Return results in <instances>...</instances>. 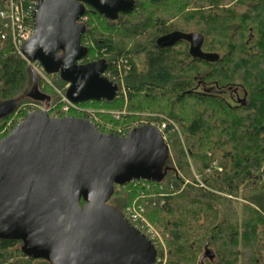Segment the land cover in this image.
Wrapping results in <instances>:
<instances>
[{"label": "trees", "instance_id": "trees-1", "mask_svg": "<svg viewBox=\"0 0 264 264\" xmlns=\"http://www.w3.org/2000/svg\"><path fill=\"white\" fill-rule=\"evenodd\" d=\"M133 2L134 8L116 19L84 6L80 40L87 52L81 62L103 59L105 72L119 65L129 69L114 81L112 99L79 104L97 108L94 123L104 133L122 127L126 134L138 120H156L153 114L171 118L178 131L166 128L173 161L171 155L166 159L162 178L115 184L106 203L123 214L136 194L132 183L150 184L146 216L169 235L164 264H264V0ZM241 6L244 11L238 12ZM174 18L177 25L171 24ZM176 30L201 34L202 51L217 59L192 57L186 40L157 44L160 36ZM46 74L65 87L58 73ZM204 82L239 86L244 99L230 105L221 96L197 91ZM32 86L28 63L10 40L2 42L0 101L14 99L16 106L0 118V139L25 117L27 104L59 105L56 93L40 80L37 89L48 98L29 96ZM123 110L117 120L106 112ZM9 120L12 125L2 131ZM108 123L112 126L105 127ZM248 190L240 202V192ZM154 248L156 257L163 255ZM41 262L49 264L25 253L20 240L0 237V264Z\"/></svg>", "mask_w": 264, "mask_h": 264}, {"label": "water", "instance_id": "water-1", "mask_svg": "<svg viewBox=\"0 0 264 264\" xmlns=\"http://www.w3.org/2000/svg\"><path fill=\"white\" fill-rule=\"evenodd\" d=\"M86 4L108 19L134 8L133 0H38L34 32L22 45L29 61H39L46 73H58L68 83L66 96L76 103L110 100L117 93L102 74L103 59L80 63L87 52L79 22ZM180 40L189 42L192 57L217 59L202 51L197 32L172 31L157 44ZM29 69V96L48 98ZM15 106L14 99L0 101V118ZM169 155L153 125L119 136L101 132L88 118L29 111L0 139V237L20 240L25 253L49 264H154L150 240L106 202L115 184L160 180Z\"/></svg>", "mask_w": 264, "mask_h": 264}, {"label": "built area", "instance_id": "built-area-1", "mask_svg": "<svg viewBox=\"0 0 264 264\" xmlns=\"http://www.w3.org/2000/svg\"><path fill=\"white\" fill-rule=\"evenodd\" d=\"M38 4V0H4L3 7L0 9V44L6 40H10L13 47L17 53L29 64L31 69L36 73L37 76L44 77L45 71L41 63L37 60L29 61L22 52L23 43L33 34L34 32V13ZM129 69V65L120 66L117 69H113L102 74L107 76L111 81H116L122 78L123 74ZM68 87V84L65 85L64 89ZM61 102L63 107L60 110L55 109L53 116L59 115H68L70 110L82 113L81 115L89 120L95 122L97 117L95 112L88 108H83L79 103L70 101L66 94H61ZM32 110L40 109L48 112L51 110V107L45 106L41 107L37 104H33ZM114 118H119V113L115 111L110 112ZM125 111H122V114ZM156 120L147 121L140 120L135 123V126L140 124H152L155 125L160 132L163 140L167 142V132L166 128L170 130H177L178 127L176 123L169 117L155 114ZM159 118V120H158ZM117 134L124 136L125 132L121 129H117ZM198 180L197 176H195ZM201 186L204 187L202 183ZM142 206V205H141ZM144 207H139L137 211L132 209L131 206H128L126 210L123 211L124 217L127 221L132 224L137 230L143 233L150 242L157 247L161 242V235L155 230V228L146 222L142 217V212ZM164 247V246H163ZM164 255V254H163ZM162 256H157L155 258L154 264H163L164 258ZM161 257V258H160Z\"/></svg>", "mask_w": 264, "mask_h": 264}, {"label": "rangeland", "instance_id": "rangeland-1", "mask_svg": "<svg viewBox=\"0 0 264 264\" xmlns=\"http://www.w3.org/2000/svg\"><path fill=\"white\" fill-rule=\"evenodd\" d=\"M238 12H242L244 11V6H241L239 7L238 9ZM82 19H85V16L82 17ZM177 18H174L171 20V24H174L177 25ZM85 41L88 42V43H91L88 38H85ZM37 76V75H36ZM37 80L39 81L40 80V84L43 88H48L47 86H49L55 93L56 95L58 96V101H60L59 105H54L53 107L51 106V110L48 111L49 115L54 113V110L57 109V110H60L62 107H63V103L61 102V94L63 93V89L64 87H59L55 84V82L52 80L51 77H49L46 73L44 75V77H40V76H37ZM211 89V90H210ZM232 89L233 91L231 93H234L235 95H237L236 97L230 95L229 91ZM196 90L197 91H203V92H207V93H212V94H215V95H218V96H221L223 99H225L230 105H237L239 104L243 99H244V95H243V91L241 89V87L239 86H220L218 85L217 83L215 82H204L202 84H198L196 86ZM224 91H227V93H223ZM121 92L124 93V89H121ZM220 93V94H219ZM243 98V99H242ZM242 99V100H241ZM57 103V102H56ZM38 106H41V107H45L46 105H41V104H37ZM53 105V104H52ZM81 107L83 108H88V109H91L93 111H96L97 112V108L95 109L93 106L91 105H88V106H85V105H81L79 104ZM34 105L32 104H27L25 107V109L27 111H30L31 108L33 107ZM71 111H74V110H70ZM124 111V110H123ZM76 112V111H74ZM95 112V113H96ZM107 113H110L108 111H106ZM117 113H119L120 115H122V111H115ZM77 114H82V113H79V112H76ZM111 114V113H110ZM124 114V113H123ZM119 115V116H120ZM155 116V114H153ZM111 116L113 117L114 120H117L116 118H114V116L111 114ZM119 119V118H118ZM12 121L13 120H9L5 127L2 129L5 130L6 128H8L9 126L12 125ZM97 121V119H96ZM139 122V120L137 121ZM136 122V123H137ZM135 125V124H134ZM112 124L108 123V124H105V127H111ZM117 128H121L123 131L124 129L122 127H117ZM170 155H171V160L173 161V156L171 154V151H170ZM195 175V174H194ZM196 176V175H195ZM188 180V179H186ZM185 180V181H186ZM132 188L136 191V194L135 196L132 198V201L130 203H128L124 210L127 209L128 206H131L132 209H135L137 211V209H139V207H144V211L142 212V217L146 220L147 223H149L150 225H152L155 230L158 232V234H160L161 236V242H160V245L157 246V249L161 250V254L163 253V258H164V261H163V264L165 263V260H166V257H167V242H168V233L165 232L162 228H160L159 226L153 224L149 219L148 217L146 216V211H147V206L152 204L150 202H147L145 200V195L150 191V184L147 183V182H144V181H135L134 183H132ZM250 191L252 190H248L246 192H240L241 194L238 196V200L241 202L243 201L242 199H239V198H243L242 195H246L248 194ZM142 205V206H141ZM262 206H263V209H264V200H263V203H262ZM123 210V211H124ZM200 222L201 223H205V218H201L200 219ZM164 246V247H163ZM160 256V255H159ZM161 258V257H160ZM42 264V262L40 263Z\"/></svg>", "mask_w": 264, "mask_h": 264}, {"label": "flooded vegetation", "instance_id": "flooded-vegetation-1", "mask_svg": "<svg viewBox=\"0 0 264 264\" xmlns=\"http://www.w3.org/2000/svg\"><path fill=\"white\" fill-rule=\"evenodd\" d=\"M199 84H202V83H199ZM210 90H211V89H210ZM228 91L230 92V93H229L230 95H232V96H234V97L237 96V95H235L234 93H231V92L233 91L232 89H230V90H228ZM223 93L225 94V93H227V91H224ZM219 94H220V93H219ZM242 99H243V98H242ZM242 99H241V100H242ZM242 101H243V100H242ZM242 101H241V102H242Z\"/></svg>", "mask_w": 264, "mask_h": 264}]
</instances>
